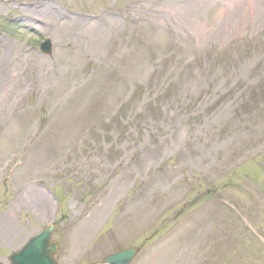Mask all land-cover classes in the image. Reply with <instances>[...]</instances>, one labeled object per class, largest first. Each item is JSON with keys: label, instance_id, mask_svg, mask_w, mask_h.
<instances>
[{"label": "rangeland", "instance_id": "374dc122", "mask_svg": "<svg viewBox=\"0 0 264 264\" xmlns=\"http://www.w3.org/2000/svg\"><path fill=\"white\" fill-rule=\"evenodd\" d=\"M4 52L1 262L264 264V0L3 1Z\"/></svg>", "mask_w": 264, "mask_h": 264}, {"label": "water", "instance_id": "95a60500", "mask_svg": "<svg viewBox=\"0 0 264 264\" xmlns=\"http://www.w3.org/2000/svg\"><path fill=\"white\" fill-rule=\"evenodd\" d=\"M41 49L43 52L49 53L50 42L46 40L41 45ZM51 231L52 226H48L32 236L20 250L11 255V264H56L53 254L57 251V245L51 240ZM135 254L136 249L128 248L107 256L105 262L128 264Z\"/></svg>", "mask_w": 264, "mask_h": 264}, {"label": "bare ground", "instance_id": "6f19581e", "mask_svg": "<svg viewBox=\"0 0 264 264\" xmlns=\"http://www.w3.org/2000/svg\"><path fill=\"white\" fill-rule=\"evenodd\" d=\"M57 13V12H56ZM64 33L66 34L67 30L64 28ZM2 60H0V102H3L5 100H8L11 98L12 95L15 93L17 94L18 90H20L22 87L25 86V81L23 80V72L16 71V65L14 64V57L9 56V52L2 53ZM9 63H5L4 60ZM35 67L38 68V70L43 71L46 75H54L55 72L53 69H49L48 67L45 69L42 61L34 60ZM13 63V64H12ZM38 63V64H36ZM41 78V76H40ZM44 78H41V80ZM3 106L0 105V111H3Z\"/></svg>", "mask_w": 264, "mask_h": 264}]
</instances>
